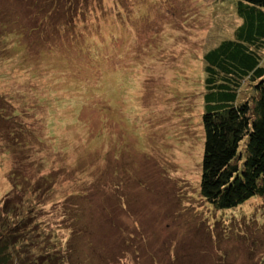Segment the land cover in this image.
<instances>
[{
    "label": "rangeland",
    "instance_id": "rangeland-1",
    "mask_svg": "<svg viewBox=\"0 0 264 264\" xmlns=\"http://www.w3.org/2000/svg\"><path fill=\"white\" fill-rule=\"evenodd\" d=\"M59 1L0 0V99L17 116L0 124V201L18 173L54 242L77 208L93 264L257 262L264 198L215 211L198 193L202 56L241 23L234 0Z\"/></svg>",
    "mask_w": 264,
    "mask_h": 264
},
{
    "label": "trees",
    "instance_id": "trees-1",
    "mask_svg": "<svg viewBox=\"0 0 264 264\" xmlns=\"http://www.w3.org/2000/svg\"><path fill=\"white\" fill-rule=\"evenodd\" d=\"M234 3L241 23L230 39L220 41L202 56L204 112L198 193L215 211L232 210L251 199L264 198V0ZM7 28L4 22L2 29L11 31ZM244 82L250 94L239 100L238 91ZM5 105L10 110H4ZM14 111L9 102L0 99V124L14 122ZM23 132L29 137V132ZM14 139L21 148L28 147ZM8 177L11 190L0 201V264H93L89 256L85 257L87 261L78 254L77 241L82 232L76 225L80 222L77 208L57 215L62 241L54 242L49 229L52 223L43 224L39 221L43 213L28 207L33 187L28 182L21 185L16 172ZM22 199L27 201L26 208L21 205ZM71 253L75 258L71 259ZM250 258L253 261L247 264L256 261L254 254ZM255 264H264V256Z\"/></svg>",
    "mask_w": 264,
    "mask_h": 264
}]
</instances>
